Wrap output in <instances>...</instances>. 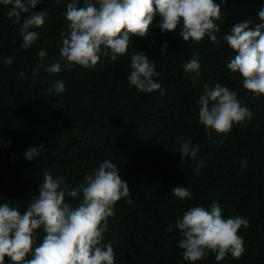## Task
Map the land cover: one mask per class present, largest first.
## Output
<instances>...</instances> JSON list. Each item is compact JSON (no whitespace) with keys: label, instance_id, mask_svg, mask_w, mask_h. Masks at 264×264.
<instances>
[{"label":"trees","instance_id":"16d2710c","mask_svg":"<svg viewBox=\"0 0 264 264\" xmlns=\"http://www.w3.org/2000/svg\"><path fill=\"white\" fill-rule=\"evenodd\" d=\"M70 2L41 0L31 10L47 9V15L41 28L32 29L39 38L28 49L21 47V24L7 15L11 5L0 4V204L18 207L23 214L39 195L45 170L65 177L75 188L86 184L84 177L109 159L131 193L116 203L102 241L113 245L115 264H264V95L244 89L242 76L227 68L235 52L223 40L236 23H264L258 16L264 0H215L222 13L216 21L217 43L208 37L185 42L179 28L161 32L157 15L148 35L132 36L127 53L116 62L102 55L95 67L73 65L66 70L60 61L62 70L50 73L46 69L60 60L58 43L67 32ZM30 14L21 12V22ZM164 43L168 52L162 55ZM41 49L47 52L42 60L37 56ZM136 52L155 60L159 77L154 79L160 90L141 92L127 80ZM193 53L199 56L202 73L195 84L194 73L183 69ZM8 57L11 65L4 62ZM57 80L65 83L63 93L53 87ZM217 83L236 92L253 113L251 120L234 124L226 134L199 121L198 100L205 85ZM180 137L199 145L196 158L181 159ZM40 145L43 151L27 160L26 151ZM201 160L203 167L197 172ZM244 160L247 166L242 168ZM176 186L187 187L191 199L173 196ZM82 199L81 193L68 201L75 206ZM213 202L220 205L224 218L249 220L250 226L239 231L245 251L240 258L229 253L217 261L209 251L199 261H185L176 221L190 208L208 210ZM38 232L37 245L44 235L42 229ZM5 264H12L8 257Z\"/></svg>","mask_w":264,"mask_h":264},{"label":"clouds","instance_id":"9594fccd","mask_svg":"<svg viewBox=\"0 0 264 264\" xmlns=\"http://www.w3.org/2000/svg\"><path fill=\"white\" fill-rule=\"evenodd\" d=\"M40 3L41 0H0V4L11 5L8 17H15L14 22L21 24V47L24 49L39 38V33L32 29L41 28L45 23L47 9L31 11ZM79 4L80 0H71L66 6L67 32L61 33L58 43L60 60L46 69L50 73L62 70L60 61H64L66 70H71L73 65L86 69L95 67L102 55L116 62L118 56L127 53L132 36L148 35L157 15L161 18L158 25L161 32H176L179 28V35L185 42H200L205 37L218 42L220 27L216 21L221 19L222 13L215 0H84L83 7ZM21 12L31 14L21 22ZM258 16L264 21V9ZM250 25H253L252 20L236 23L229 33L224 34L223 40L235 52L227 68L242 76L244 89L260 96L264 95V23ZM160 51L162 55L167 54V43ZM46 55L43 49L37 53L41 60ZM4 62L11 65L13 59L8 57ZM200 68L199 56L195 53L183 65L186 73H194L191 76L193 84L202 75ZM131 69L127 80L136 89L146 93L161 89V84L154 79L159 77L155 60L148 55L134 53ZM20 75L23 77L24 73ZM53 87L56 93L65 91L62 80H57ZM198 104L200 123L218 134L231 132L234 124H242L253 116L252 111L242 105L236 92L219 83L213 87L205 85ZM211 134L209 131V138ZM178 142L182 160L198 156L199 145L193 146L191 140L183 137L178 138ZM41 151L43 145L32 147L26 151L25 158L31 161ZM246 166L247 161H241V167ZM201 167L202 160L196 171ZM84 180L86 184L73 188L66 183L65 177L54 176L45 170L39 195L31 199L23 214L18 207L0 204V264H5V257L12 264H115L113 245H105L102 241L108 218L115 214L116 203L131 194L129 186L109 159H104ZM81 193L82 201L73 206L68 198H77ZM171 193L181 200L193 196L183 186L173 187ZM126 202L128 205L133 203L131 199ZM249 226V220L240 216L224 218L216 202L208 210L202 206L192 207L175 224L183 235L178 245L182 258L196 262L209 251L216 254L217 261L229 253L240 258L245 247L239 231ZM41 229L44 235L37 245L38 230ZM167 230L172 231V225H168Z\"/></svg>","mask_w":264,"mask_h":264}]
</instances>
